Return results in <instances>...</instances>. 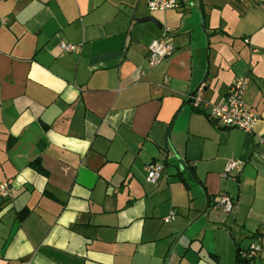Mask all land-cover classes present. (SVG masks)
<instances>
[{"label": "crops", "instance_id": "1", "mask_svg": "<svg viewBox=\"0 0 264 264\" xmlns=\"http://www.w3.org/2000/svg\"><path fill=\"white\" fill-rule=\"evenodd\" d=\"M178 1L0 0V264H166L173 246L168 264H235L250 244L239 264H264V3ZM164 26L173 53L149 66ZM236 78L251 134L189 100L217 102ZM230 159L241 169L225 178Z\"/></svg>", "mask_w": 264, "mask_h": 264}, {"label": "built area", "instance_id": "2", "mask_svg": "<svg viewBox=\"0 0 264 264\" xmlns=\"http://www.w3.org/2000/svg\"><path fill=\"white\" fill-rule=\"evenodd\" d=\"M258 3H264V0H254ZM149 11H165L176 9L179 7L178 0H145ZM172 29L169 26H164L161 35L158 38L152 39L147 45V61L149 66H155L162 60L169 57L174 50L172 43ZM62 52H77L78 46L75 44L60 43ZM245 84L243 79L236 78L231 82L225 94L214 103H206L201 96V89L189 97L190 103L195 110H202L204 107L206 115L210 120L224 128H237L247 134L254 131L258 121V115L253 112L244 101ZM242 162L238 159H230L226 162L223 170L225 178H234L241 169ZM146 180L155 184L160 178L164 170V164L160 161H152L144 167ZM10 181L0 183V198H8L10 196ZM215 207L225 213H230L234 209V200L226 193L219 194ZM174 212H170L163 218L167 222L173 219ZM260 250V245L250 244L247 249L239 252V257L246 260L257 255Z\"/></svg>", "mask_w": 264, "mask_h": 264}, {"label": "water", "instance_id": "3", "mask_svg": "<svg viewBox=\"0 0 264 264\" xmlns=\"http://www.w3.org/2000/svg\"><path fill=\"white\" fill-rule=\"evenodd\" d=\"M197 4H198V6L200 5L199 0H197ZM138 21H139V22H144V21H153V22H154L155 20H154V18H153L152 16H147V17L139 18ZM202 27H203V25H202ZM205 74H206V72H204V76H205ZM196 90H197V88H195V89L191 92V95H193V94L196 92ZM206 209H207V206L204 208V210H203V211H202L197 217H195L194 219H192V220L187 224L186 228H188L193 222H195L199 217H201V216L206 212ZM181 232H182V231H181ZM181 232H179V235H180ZM176 241H177V240H175V243H176ZM173 247H174V246H173ZM173 247H172V249H171V251H170V253H169V256H168V258H167L166 264H168V262H169V260H170V257H171V255H172V251H173Z\"/></svg>", "mask_w": 264, "mask_h": 264}, {"label": "trees", "instance_id": "4", "mask_svg": "<svg viewBox=\"0 0 264 264\" xmlns=\"http://www.w3.org/2000/svg\"><path fill=\"white\" fill-rule=\"evenodd\" d=\"M189 169V168H188ZM177 177H178V179L184 184V186L185 187H188L189 186V183H188V178L184 175V173L183 172H179V173H177ZM214 204V203H213ZM239 252L240 251H238L237 252V256H236V262H235V264H239V263H243V262H245V261H247L248 259H246L245 261H244V259H242V258H240L239 257ZM211 255V254H210ZM216 256H214V258H215Z\"/></svg>", "mask_w": 264, "mask_h": 264}, {"label": "rangeland", "instance_id": "5", "mask_svg": "<svg viewBox=\"0 0 264 264\" xmlns=\"http://www.w3.org/2000/svg\"><path fill=\"white\" fill-rule=\"evenodd\" d=\"M219 3H220V1L221 0H217ZM224 8H225V10H229V6H227V5H225L224 6ZM223 8V9H224ZM214 12H216L217 14L215 15V18H217L218 19V17H219V12L216 10V11H214ZM227 12V11H226ZM232 13L231 12H228L227 13V16H230ZM207 62V53L205 52V63Z\"/></svg>", "mask_w": 264, "mask_h": 264}]
</instances>
